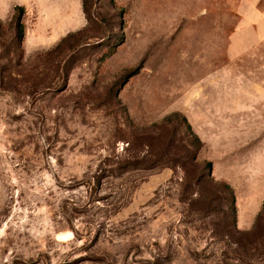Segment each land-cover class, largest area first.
I'll return each mask as SVG.
<instances>
[{"label":"rangeland","instance_id":"374dc122","mask_svg":"<svg viewBox=\"0 0 264 264\" xmlns=\"http://www.w3.org/2000/svg\"><path fill=\"white\" fill-rule=\"evenodd\" d=\"M236 1L0 0V264H264Z\"/></svg>","mask_w":264,"mask_h":264},{"label":"crops","instance_id":"0c3cea01","mask_svg":"<svg viewBox=\"0 0 264 264\" xmlns=\"http://www.w3.org/2000/svg\"><path fill=\"white\" fill-rule=\"evenodd\" d=\"M235 11L238 20L225 47L229 60H234L264 40V0H237Z\"/></svg>","mask_w":264,"mask_h":264},{"label":"trees","instance_id":"16d2710c","mask_svg":"<svg viewBox=\"0 0 264 264\" xmlns=\"http://www.w3.org/2000/svg\"><path fill=\"white\" fill-rule=\"evenodd\" d=\"M82 6H83V10H84V0H82ZM15 10L21 12L22 11V7L21 6H14L13 7ZM23 35V27L22 24L17 20L15 23V36H16V40L19 42L22 38ZM134 71V70H133ZM186 127L188 128V124L186 125Z\"/></svg>","mask_w":264,"mask_h":264},{"label":"bare ground","instance_id":"6f19581e","mask_svg":"<svg viewBox=\"0 0 264 264\" xmlns=\"http://www.w3.org/2000/svg\"><path fill=\"white\" fill-rule=\"evenodd\" d=\"M69 236V234H65V235H59L58 239H64L65 237ZM71 236V235H70ZM66 239V238H65Z\"/></svg>","mask_w":264,"mask_h":264}]
</instances>
